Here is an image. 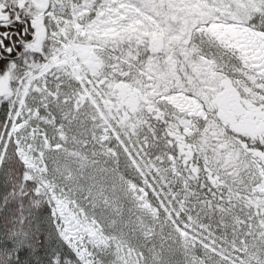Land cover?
Listing matches in <instances>:
<instances>
[{"label":"snow or ice","instance_id":"obj_1","mask_svg":"<svg viewBox=\"0 0 264 264\" xmlns=\"http://www.w3.org/2000/svg\"><path fill=\"white\" fill-rule=\"evenodd\" d=\"M0 264H264V0H0Z\"/></svg>","mask_w":264,"mask_h":264}]
</instances>
